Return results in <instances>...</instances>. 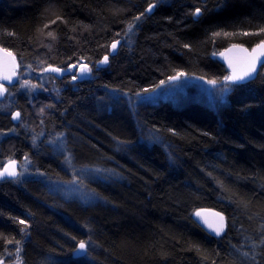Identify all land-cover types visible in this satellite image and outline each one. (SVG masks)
I'll use <instances>...</instances> for the list:
<instances>
[{"label": "trees", "instance_id": "1", "mask_svg": "<svg viewBox=\"0 0 264 264\" xmlns=\"http://www.w3.org/2000/svg\"><path fill=\"white\" fill-rule=\"evenodd\" d=\"M130 25L105 68L40 109L63 148L31 159L82 195L0 185V253L20 241L24 264H264V76L231 85L223 103L132 104L109 93L132 95L178 71L224 77L211 54L264 41V0H0V46L21 70L95 65ZM26 103L19 94L0 110V131L15 128L9 109L29 115ZM6 139L0 158L27 151ZM200 209L224 215L220 236L194 222ZM81 242L85 254L73 258Z\"/></svg>", "mask_w": 264, "mask_h": 264}, {"label": "rangeland", "instance_id": "2", "mask_svg": "<svg viewBox=\"0 0 264 264\" xmlns=\"http://www.w3.org/2000/svg\"><path fill=\"white\" fill-rule=\"evenodd\" d=\"M150 6L147 7V9L145 10L147 14L152 13L156 4ZM150 8L151 11H149ZM131 30H132V25L126 28L125 35L120 40L119 45L124 44L123 42L130 35ZM222 37L229 39L226 37V35H223ZM119 45H117V48L114 50L115 54L118 48L120 47ZM231 45H239V44H230L225 48ZM222 50L214 51L211 54V56L214 54H218ZM15 61L17 64L15 69V75L17 77V80L14 86L5 89L6 101L4 104L1 105L0 110H4L7 108V106L14 104L16 95L20 94V96H22L27 102L26 104L29 108L28 110L26 109V114L29 115L26 117L23 116L22 118L23 122L20 125H18V127L13 128L10 131L7 132L4 131L0 133V145L5 144L4 142L8 141V139L6 138H10V139L19 138L23 140V144L25 145L27 151L24 153H20L18 157H15L14 155H4L5 157L3 156L2 158H0V171L3 168V166L10 161H16L18 165V167L15 170L17 172L16 178L13 180H7L2 178L0 179V185L5 184V185H10L17 189L18 188L25 189V187L30 183H39L41 186L45 187L46 190H49L52 196L56 197L59 200H62L64 198L76 199V197H80L82 193L80 192L78 187H76V182L72 178L68 179V181L61 183L57 182L55 179L50 180L49 177L45 176L43 172L37 167V165H35L34 162L35 160L31 159V156L35 158L40 155H45V153H50L49 150L50 147L59 148V149L63 148L62 138H60V134L56 131L57 129L47 128V126L43 125L42 123L44 121L42 118H45V114H44L45 110H49L46 109L45 105L48 103L47 105L51 106L52 104L59 102L60 100L59 96L61 90H63L64 87H67L72 90L76 87L75 85L77 83L91 80L92 73L97 70L96 67L97 63L93 65L91 63H86L84 61L79 60L78 62H76V64H74L77 65V68L71 69V72L67 71L69 67L61 68L65 70L64 71L65 74L64 75L58 74V77H55L53 75L44 73L45 69L49 68V66H45L43 64L40 70L35 69L34 71L27 70L24 68H22L21 70L16 59ZM81 64H86L88 68L91 69V73H85L82 76H78L77 80L73 81L71 79V74L77 72ZM106 66H103L100 69H103ZM51 67H55V66H51ZM263 73H264V68L261 69L260 71V74L264 76ZM175 74L176 73L172 75ZM227 75L228 73L226 72L225 76ZM188 77L189 79H187L186 81L184 80V78H181L182 81L181 83H170L168 82L166 77L165 79H162L165 81V86H159L161 81L160 80L152 88H148V89H153V88L156 89V91L150 93H145L144 90L128 96L126 93H121L118 92L117 90H110L111 92L109 93L111 95L120 94L126 97L127 99H129V101H131L132 104H136L134 100L136 94H140L141 96H145V95L151 96L152 101L161 98V99H169L175 103L180 104L185 102L186 101L185 99H189V98L204 99L206 101H211V102L217 101L216 93L218 92V90L222 85L228 88V91L224 93V99L231 90V85L225 84L224 77L220 79H216L218 81V84L215 86V88L207 83L209 79H204V78L200 79L201 77L195 75H189V74ZM49 106L48 108H50ZM42 107H44L43 113L42 110H40ZM30 113H32V116L30 115ZM44 149H47L48 151H45ZM27 152H29V155L27 154ZM58 194H60V197L56 196ZM21 226L22 225L19 222V229L21 231L20 233H18V235L21 236V238L23 239L26 237L27 233L25 232L27 231V229ZM77 249L78 247L76 248V250ZM0 254H1L0 264H24L22 242L20 241L7 242V244L4 245L3 250Z\"/></svg>", "mask_w": 264, "mask_h": 264}, {"label": "water", "instance_id": "3", "mask_svg": "<svg viewBox=\"0 0 264 264\" xmlns=\"http://www.w3.org/2000/svg\"><path fill=\"white\" fill-rule=\"evenodd\" d=\"M153 7V6H150ZM118 42V43H117ZM264 42V41H262ZM117 43V45L120 44V40L114 42ZM113 44V43H112ZM111 44V45H112ZM261 42L258 44L252 46L250 49H247L245 46L242 45H231L225 49H223L221 52L218 54L212 55L211 59L216 60L220 64L223 65L224 69L228 73V75L232 74L233 68L230 67V63L235 67L237 72H240L242 69H244L247 65V63L253 59L256 58L258 61V67H257V72L254 74L253 78L250 80H246L242 84H237V85H243L247 84L255 79V77L260 73L261 69L264 68V48L259 47ZM222 54V55H221ZM115 55L114 50L109 49L108 52V57H113ZM104 58V57H103ZM101 59V61L103 60ZM100 61V62H101ZM99 62V63H100ZM97 63L96 65H98ZM16 61L15 57L7 50L2 48L0 46V84L6 87H11L14 86L16 83V75H15V69H16ZM106 66V65H101V67ZM48 69V68H47ZM46 70V69H45ZM45 74H50L55 77H58L59 73H53L50 71H44ZM65 72H63V75ZM264 74V73H263ZM5 76H10L11 77V82L9 80H5ZM4 96V91L0 92V99H2ZM8 168L9 171L12 170V162L8 163L4 168ZM15 170H16V164H15ZM4 169L1 171L3 172ZM3 177H7L9 179H13L12 177L7 176L5 173ZM2 178V177H0ZM197 213L200 215L198 216ZM223 217V220L221 219ZM194 222L208 235L212 237H218L221 235V233L224 231L225 228V217L223 214L220 212L213 210V209H200L196 211L193 216H192ZM221 225H223V228L220 232L219 235L216 234V229L221 228ZM77 252H82L85 253L84 249L81 250L78 249L76 252L72 254L73 258H79L82 257L83 255H76Z\"/></svg>", "mask_w": 264, "mask_h": 264}, {"label": "snow or ice", "instance_id": "4", "mask_svg": "<svg viewBox=\"0 0 264 264\" xmlns=\"http://www.w3.org/2000/svg\"><path fill=\"white\" fill-rule=\"evenodd\" d=\"M149 11H151V8L149 9ZM201 14V10L198 8L196 9V12L194 15L199 16ZM262 31H264V29H262ZM215 35H219V33H215ZM118 43V42H117ZM117 43H113L111 45V49L115 50L117 48ZM185 47H188L187 45H185ZM259 47L264 48V42H261V44L259 45ZM215 55V54H214ZM222 55V54H221ZM108 60L109 57L108 55H105L103 60L96 66L97 67V71L100 70L101 65H107L108 64ZM230 67L233 68L232 74L231 75H227L224 77V82L226 85H237V84H242L243 82H245L246 80H250L253 78L254 74L257 72V67H258V61L256 58L251 59L246 67L244 69H242L240 72H237L235 67L230 63L229 65ZM73 68H77V65H70L69 68L67 69L68 72H71V69ZM45 71H50L53 73H59V74H63V72L65 70L61 69V68H55V67H51L49 66L48 69H46ZM85 73H91V69L88 68V66L86 64H81L77 70V72L72 73L71 74V79L73 81H76L78 76H82ZM181 78H184V80L186 81L187 79H189L188 74L183 72V71H178L176 72L175 75H170L167 77L168 82L170 83H181ZM5 80H9L11 82V77L10 76H5L4 77ZM200 79H203V77H201ZM207 83L209 85H212L214 88L215 86L218 84L217 80H208ZM159 86H165V81L161 80L160 81V85ZM157 86V87H159ZM4 86L2 84H0V92L4 91ZM156 91L155 88L153 89H145L144 92L145 93H150V92H154ZM228 91V88L224 85H222L220 87V89L218 90V92L216 93V98L220 103L224 102V93ZM152 97L145 95V96H141L140 94H136L134 97V100L137 104L139 103H143V102H147L149 100H151ZM20 113L17 112L14 116L13 119H17L19 118ZM12 170L9 171V169L6 167L4 168L3 172H0V177H3V175L6 173L7 176L9 177H16L17 176V172L15 171V161L12 162ZM197 215L199 216L200 214L197 213ZM221 219L223 220V217H221ZM21 224L24 223L23 220L20 221ZM223 228V225H221V228L216 229V234L219 235L221 230ZM86 245L84 242H81L79 244V249L83 250L85 249ZM85 253L82 252H77L76 255H83Z\"/></svg>", "mask_w": 264, "mask_h": 264}, {"label": "flooded vegetation", "instance_id": "5", "mask_svg": "<svg viewBox=\"0 0 264 264\" xmlns=\"http://www.w3.org/2000/svg\"><path fill=\"white\" fill-rule=\"evenodd\" d=\"M196 16V15H195ZM197 17V16H196ZM262 42V41H261ZM259 43V42H258ZM257 43V44H258ZM254 45H256V44H254ZM254 45H252V46H254ZM252 46H250V47H246L247 49H250ZM7 88H9V87H6V86H4V89H7ZM5 94H6V91L4 90V96H3V98L2 99H0V102L1 101H3L4 99H5ZM4 110H6V109H4ZM17 112H19L20 113V116H19V118H17V119H13V116L17 113ZM23 117H22V115H21V112L17 109V108H15L12 112H11V114H10V122H11V124L12 125H14V127L16 128V127H18V125H20L23 121V119H22ZM7 131H9V130H7ZM6 131V132H7ZM1 132H3V131H0V133ZM5 139V138H4ZM15 157H18V156H15ZM10 162H13V161H10ZM10 162H8V163H10ZM7 163V164H8ZM6 164V165H7ZM15 164H16V168L18 167V165H17V162L15 161ZM6 165H4L3 166V168L1 169V171L4 169V167L6 166ZM0 171V172H1ZM2 178H4V179H7V180H13V179H15L16 177H14L13 179H9V178H7V177H2ZM2 178H0V179H2Z\"/></svg>", "mask_w": 264, "mask_h": 264}, {"label": "bare ground", "instance_id": "6", "mask_svg": "<svg viewBox=\"0 0 264 264\" xmlns=\"http://www.w3.org/2000/svg\"><path fill=\"white\" fill-rule=\"evenodd\" d=\"M16 80H17V79H16ZM9 88H10V87H9ZM9 110H10V111H9V114H11V112H12L13 110H11V109H9ZM9 131H10V130H9ZM74 252H76V249L73 251V253H74ZM73 253H72V254H73Z\"/></svg>", "mask_w": 264, "mask_h": 264}]
</instances>
